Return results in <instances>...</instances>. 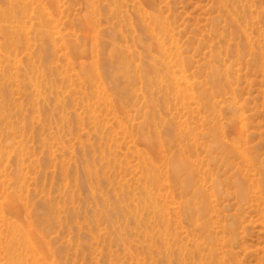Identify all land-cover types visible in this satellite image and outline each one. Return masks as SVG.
<instances>
[{
  "label": "rangeland",
  "instance_id": "obj_1",
  "mask_svg": "<svg viewBox=\"0 0 264 264\" xmlns=\"http://www.w3.org/2000/svg\"><path fill=\"white\" fill-rule=\"evenodd\" d=\"M12 230L20 264H264V0H0V264Z\"/></svg>",
  "mask_w": 264,
  "mask_h": 264
},
{
  "label": "bare ground",
  "instance_id": "obj_2",
  "mask_svg": "<svg viewBox=\"0 0 264 264\" xmlns=\"http://www.w3.org/2000/svg\"><path fill=\"white\" fill-rule=\"evenodd\" d=\"M11 234H12V241L8 242L5 246V249L7 252L6 259H7L8 264H20L19 262L14 261V259L12 258L11 254H10V250H11V247L13 245L14 239L16 240V238H18V234L17 233L15 234L14 230H12ZM28 243H30V242L28 241Z\"/></svg>",
  "mask_w": 264,
  "mask_h": 264
}]
</instances>
